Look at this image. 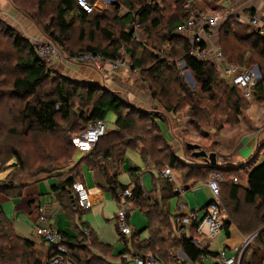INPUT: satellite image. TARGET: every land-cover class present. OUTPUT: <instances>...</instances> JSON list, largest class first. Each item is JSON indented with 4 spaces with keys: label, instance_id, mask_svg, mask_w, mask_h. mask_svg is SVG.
<instances>
[{
    "label": "trees",
    "instance_id": "obj_1",
    "mask_svg": "<svg viewBox=\"0 0 264 264\" xmlns=\"http://www.w3.org/2000/svg\"><path fill=\"white\" fill-rule=\"evenodd\" d=\"M9 1L14 7L17 6V1L19 2V0ZM33 1L35 11H38L42 18L51 14L47 21H44L40 16V20L37 18L33 19V21L36 20L38 24L42 25V30L38 28L42 35H46L52 42L63 48L66 47L64 40H68L69 31L74 30L75 21L80 24L79 34L84 33V24L92 26L93 29H89L88 34L91 35L96 30L106 40V45L104 47L98 46L97 48L87 47L84 49L85 52L99 54L107 59H117L122 56L129 58L133 68L140 69L139 71H141L143 77H146L147 90L154 104L161 106L163 110L165 109L172 114L182 111L183 115L190 117V121L195 128H200L205 122L206 125H210V117L208 115L216 107H221V103L225 104L222 107L227 111L225 114H227L228 118L232 111L238 115L241 100L221 101L220 104L218 102L215 103V101L210 103L213 97L209 96L204 100L205 102L200 98L193 104H186L184 99L182 98L181 100L180 98L182 89L186 90V86L179 77L178 71L175 70L177 69V60H181L184 68L199 81L201 92L210 93L213 85L224 82L220 70L215 65H212L207 60L196 59L189 53L188 39L183 37L182 34L184 33L177 30V26L184 23L188 18L182 6L183 0H114L111 7L116 11V14L111 13V15L95 10L86 13L78 6L76 0ZM118 9L123 10L124 13H119ZM30 21L33 22L32 20ZM133 23L138 25L139 33H143L144 40L138 41L133 37V33L126 29L128 25ZM2 24L0 21V62L12 61L7 56V50L4 49V45L9 39L11 42L8 46L15 50L17 56H15L14 61L16 62L12 69L9 70L10 68L8 67L6 71L18 73V76L10 81L8 88L0 89V100L6 98H23L26 100L21 103L19 116L16 114V118L19 119L22 125L20 135L26 136L32 132L55 135L58 132L57 119L65 123H71L76 120L79 125L81 124L82 127L80 125L78 130L74 129L71 131V134H74L81 131L88 122L94 119L104 120L106 115L111 112L115 115L114 126L116 129L107 133L106 128L105 134L85 155V159L91 165L98 166L103 170L105 166L101 164L102 159L109 155H120L122 152L123 148L121 149L119 144L114 142V139L117 141L120 139V141L124 142L122 147L130 143L128 139L123 141L122 135H125L123 132L127 134L132 127L136 126L135 122L139 121L138 118L129 115L132 108L131 105H128L125 102L126 100L122 99L117 93L96 83L71 81L62 76L51 77L50 74L52 72L49 70L48 65L35 53L34 46L29 41L24 40L15 29L4 24L2 26ZM230 25L231 19L228 16L223 21L221 33L227 37L229 36L233 41H241L235 32L230 29ZM111 28H116L117 31H113ZM252 35L254 37L253 47L256 48L260 44L262 45L260 49V57L262 58L264 57V37L255 32ZM176 44L178 47L174 46ZM1 46H3V49H1ZM247 51V48L240 42L234 45L231 44L228 49H220L225 63L239 66L254 60V57H245ZM3 71L0 63V74ZM48 77L51 79L47 90H44L41 96H37L39 89L47 81ZM5 84V81H0L1 86ZM227 86L230 90L228 92L224 91L226 97L229 96V93H237V87L228 84ZM252 93L255 99L264 100V69L259 70V79L253 86ZM175 96L180 98V100H172ZM75 105L87 111H74L73 107ZM2 107L4 105H0V110ZM122 107H128L127 117L122 113ZM204 112L205 115H201ZM159 114H147L150 119L149 124L152 125L146 129L147 133L150 132V129L154 130V135L149 140L150 143L152 141L165 142L155 122V119L161 120V115ZM218 124L217 128L221 129L224 122ZM4 127L5 125L0 123V132L5 129ZM8 131L12 135L16 133L14 129H8ZM70 138L71 136L65 142L66 147H60L62 159L67 156L66 161L69 160V154L73 146ZM140 138L145 143V137ZM5 139V137H0V165L3 164L2 166L4 167L0 171H7L5 177L0 180V264H48L49 258L53 255L52 247L49 246L46 249H42L35 246L33 242L17 236L1 208V203L4 199L18 196L22 186L17 183L24 175V172H26L24 171V163L19 152L7 146ZM102 139L105 141L103 145H99L98 143ZM150 143L147 142L148 153H145V146L142 147V154L149 157L150 155H155L156 152L153 147L148 148ZM73 147L75 148V146ZM164 149L167 151L168 165L173 167L176 158L167 144H165ZM59 156H53L46 160L45 167L36 172L46 174L53 172L52 170L59 167L57 165L60 161ZM12 162H15L16 165H12ZM157 162L160 161H155V164ZM217 169L222 171L224 168L217 167ZM26 173L30 174L29 172ZM74 181L72 178H67L62 182L61 187H71ZM244 181L245 187L240 185L239 182L227 185L228 200L232 203L228 204L230 205V213L224 223L227 224L232 221L243 234H253L264 222V160L245 173ZM109 184L113 195L116 197L118 191H122L127 187L112 181ZM128 199L132 201L134 206L136 205L143 209L147 219L152 223V227L149 229V236L145 240L134 244V255L150 251L167 262L168 258L173 254L171 248L174 246L181 248L185 257L191 262L197 260L202 254H215L208 252L205 248L196 247L191 239L184 234H181L177 239L170 238L168 216L163 214L158 208L156 200L151 201L150 197L143 195L138 183L134 184ZM74 206L80 210L75 200ZM251 210H254L253 214H251ZM226 226L225 231L228 234ZM164 231H166V235L163 236L161 233ZM135 236L136 234L132 233V243ZM84 239L80 236L76 240H70L67 243L63 242L66 249L63 255L64 261L67 259V261H73L75 264H99L98 262L101 259L89 254L88 249L82 244ZM123 241L126 243L127 240L123 239ZM254 243L257 245L250 252L249 258L245 259L244 255L246 253L243 252L240 264L263 263L264 257L258 259L257 252L260 251L264 254V229L255 234ZM91 245L98 246L103 253L110 252L109 245L96 244L93 238ZM74 251L77 254L74 255Z\"/></svg>",
    "mask_w": 264,
    "mask_h": 264
},
{
    "label": "rangeland",
    "instance_id": "obj_2",
    "mask_svg": "<svg viewBox=\"0 0 264 264\" xmlns=\"http://www.w3.org/2000/svg\"><path fill=\"white\" fill-rule=\"evenodd\" d=\"M110 2H111V0H104V3L106 5H108ZM113 2H114V0H112L111 5L113 4ZM17 3H18L17 6L14 7V5L10 2V6L12 7V10L10 12L11 14L14 12H17V14L19 13L20 16L22 15L24 18H26L29 21L30 20L33 21V19H36V18L38 20H40L39 16L42 18L40 13H38V11L37 12L35 11V4H34L33 0H19V2L17 1ZM193 3H194V5L197 6L196 7L197 9L200 8L199 10L202 9L205 12H207L209 15L213 14V15H217L219 17V23L217 24L218 29H216V28L214 29L213 36L211 37V40H210V43L214 49H217V48L219 50L223 49V48L228 49L231 44L234 45L235 43H239V42L242 43L247 48L248 51H247V54H245V57L251 56V57H254V60H252L248 64H244L243 66H239V65L235 64L234 65L236 68L235 71L238 72V71L243 70V69H248V70L250 69V70H252V72L257 77L256 78V82H257V80L259 78V70L264 69V57H262V58L260 57V55H261L260 49L262 47L261 44H260V46H257L256 48L253 47L254 37L252 34H254V32H255L258 35H261L262 37H264V32L261 33L260 32L261 30L258 31V29L257 28L255 29L254 26L249 27L247 21L244 19V16L246 14L250 13L251 10L240 11V9L228 7L227 4H225L224 2H222L220 0H217V1L216 0H194ZM184 4H185V0H183L182 6ZM226 8L230 10V12H229V18L231 19L230 29L235 32L236 36L239 37V39L242 42L241 41H233L229 36L227 37V36H225V34L221 33L223 21L226 20V17L224 18V16H225L224 11ZM106 9L107 10L103 11V13L110 14V15H111V13L116 14V11L110 5ZM183 9H184V6H183ZM121 11H123V10H121ZM49 16H51V14H49L47 17H43L42 19H44V21H47ZM261 19H262V21H264V17L261 16ZM0 21L6 26H9L11 28L13 27V25L10 26L9 23H7L8 20L4 16H2V14L0 15ZM32 23L36 28H39V29L42 28L41 27L42 25L38 24L36 22V20H34ZM3 24H2V26H3ZM133 24H136V23H133ZM263 27H262V29L264 31ZM91 28L93 29L92 26H89L88 24H84L83 25L84 33L79 34L80 29H81L80 24H78L77 21L74 22V30L69 31L68 40H64L66 47H63L64 49L62 48L63 52L60 53V55L58 53L53 52L49 61L47 62V64L50 66L48 68L52 72L50 74V76L51 77L62 76V77L68 78L71 81H76V82L90 81L88 79V77L84 76L83 74H82V76H79V74L82 71H78V69L82 65H87L92 70L91 71L92 75L95 74L97 76H100V75L107 76V78H109L108 82L106 83L108 89L113 90V92L117 93L122 99L126 100L125 102H127L128 105H131V107H132L131 111L129 112V115L139 119L138 122H135L136 126L132 127V129H130L127 134L123 132V134H125V135H122L123 141H126L128 139L130 142L129 143L130 145L128 144L129 148L138 149V147H140L141 153H142L141 149L143 150L142 147L145 146V151H146L145 153H148L147 142L150 143L149 140L152 139V137H153L152 135H154V130L150 129V132L147 133L146 129L150 128V126H152L149 124L150 119L148 118L147 114H149V113L159 114L160 113L159 115H161V118H163L164 121L166 120L168 122L169 121L172 122V120H169V119L176 117V116H173L171 112L166 111L165 109L163 110V108L161 106H159V105L156 106L154 104V102L150 96V93L147 90V84L145 82L146 77L145 78L143 77L141 71H139L140 69L136 70V71L131 70V69H129L130 66H128L126 62L115 68L113 63H117V62L111 63L108 60L95 59L97 61H87V62H80L79 60H75L76 61L75 62V61L71 60L72 56H74L75 54L77 55L80 52H83L84 49H86L87 47L97 48L98 46L104 47L106 45V40L96 30H94L91 35L88 34L89 29H91ZM111 29L113 31H117L116 28H111ZM126 29H127V27H126ZM139 34L140 33L138 30V25H137L136 37H137L138 41L144 40L143 33L141 32V34L140 35ZM40 40L47 41L50 39L47 38L46 35H43V38ZM50 41H52V40H50ZM10 42H11V40L8 39V42L6 43V45H4V49L7 50V56L10 57L12 59V61H10V62L1 61L0 62L1 67L4 70L2 72V74H0V81L6 82V84L4 86L0 85V89L8 88L10 81L13 78H15L16 76H18V73H12L13 71H9V72L6 71V70H8L7 69L8 67L10 68L9 70L12 69L14 63L16 62V61H14L15 56H17V53L15 52V50L13 48H11L10 46H8V45H10ZM30 43L33 45L31 39H30ZM174 46L178 47L177 44ZM1 49H3V46H1ZM250 51H251V53H250ZM128 61L130 62V63L128 62V64H131V60L128 59ZM57 63H59V64H57ZM230 65H233V64H230ZM51 66H53V67H51ZM57 67H58V69H57ZM70 67H73L74 71H69L71 69ZM91 67H93V69ZM176 67H177V69H175V70L178 71L179 77L183 81V84L186 86L185 87L186 90L182 89L183 90L182 96L181 97L179 96V97L181 98V100L183 98L186 104H189V103L193 104V102L195 103L200 98H202L204 101L209 96L213 97L212 100L210 101V103L212 101L213 102L215 101V103L218 102L220 104L221 101L226 102L228 100L229 101H240L241 100L240 109H239L240 111H239L238 115L235 114L234 111H232L231 115L228 118L227 114H225V113H227V111H225V109L222 107V106H225V104L221 103L220 104L221 107L220 106L218 108L216 107L215 109H213V112L208 115L210 117L209 118L210 125L209 124L206 125V122H205L200 128H195L193 126V124L191 123V121L189 123L186 122L187 119L184 116H182L180 124L177 122V124L175 125L178 127V128H176V131L174 128H171V131L173 133H175L174 136H176V138H177V141H173L172 143L174 144L173 146L176 147V149L178 151L181 150V153L183 152V157L186 158V160H191L192 154H191V151H188L186 149L185 143L198 144L202 147V149L206 153L212 152L211 150L214 149V147L216 145L218 147L217 149H215V150H217L216 152L225 153V149H227L229 147H233L235 145V144H233V142L239 140L244 133H249L250 136H252L253 134L258 135L259 133H264V100L255 99L254 95L250 96L248 94L250 91L252 92L253 86L249 87V89H248L249 92L238 89L236 94L229 93V96L226 97V95H224V91L228 92L230 89L227 86V84L232 85V83L229 84V82L225 78L222 77L223 81H224L223 83L213 85L212 91H210V93H205V92L200 91L199 81L196 80L184 68L181 60L176 61ZM116 75H122L124 78H121V79L117 78L116 79L115 78ZM112 77H114V78H112ZM50 79H51L50 77L47 78V81L44 82V84L39 89L37 96H41V93L44 90H47L48 83H49ZM120 83L121 84L123 83L126 87L122 86ZM113 85H117L118 87L113 86ZM101 87H103V86H101ZM246 95L249 96L250 99H248ZM180 98H177L175 96L172 100H180ZM24 101H26V100L23 98L22 99L6 98L4 100H0V105H4V107H2V109L0 110V123L5 125V127H4L5 129L1 130V132H0V137H5L6 138L5 144L7 146H9L11 149L17 150L19 152L21 159L24 163V171L30 173V174H28V173L24 172V175L19 180L23 181V183H26V182L32 181V179L43 177L46 173H42V172L38 173L36 171H39L40 169H43V167H45L46 160H48L49 158H51L53 156H59V155H60L59 156L60 161L57 163V165H59V167H57L56 169H54L52 171L62 170V172H64V174L66 175L69 172L68 171L69 165H70L69 160L73 157V154L76 151L72 147V151H70V154H69L70 155L69 160L66 161L67 156L63 155V156H65V158L62 159V154H60V147H66L65 142L68 139V137L72 135L71 131H73L74 129L78 130V128L80 127L81 124L79 125L76 120L75 121L73 120V122H71V123H65V122H62L61 120L57 119V122H58L57 130H58V132L55 135L48 134V133H34V132H32L26 136H22V135H20L22 125L19 122V119L16 118V114L19 116L20 106H21V103ZM73 110L74 111L78 110L79 112L80 111H82V112L87 111L86 109L77 107V105H75V107H73ZM128 110H129L128 107H122L121 111L123 114H125V117H127L126 112ZM231 110H232V108H231ZM180 114L183 115L182 111H180V113H177V115H180ZM74 115L76 116V114H74ZM201 115H205V112L202 113ZM177 117L179 118V116H177ZM114 118H115V115L113 113H109L104 118V121L108 125H111L112 121H114ZM73 119H74V116H73ZM160 121H162V120H160ZM220 122H224V124L222 125V128H224V129H222V128L218 129L217 128L219 126L218 123H220ZM170 126H172V125L170 124ZM71 127H73V128H71ZM81 127H82V125H81ZM8 129H14L16 131V133L12 135V134H10V131H8ZM107 129L111 130V128H109V127ZM219 132H222V134L219 135L220 139L222 140L223 137H225L226 141L222 142L219 139V136H218ZM140 137H145V140H144L145 143L142 142L143 140ZM218 139H219L220 143L215 144L214 141H216ZM164 140H166V141L165 142L164 141L163 142L152 141L148 146V148L153 147L154 149H156L155 155H150V157L148 156V158H149V160H151V162L153 164L155 163V161H158V160L160 161V162L156 163L158 169H162L163 167H165L168 164L167 151L164 149L165 144L170 145L169 147H171V145H172V143H170L171 139L168 140V137H166ZM104 141L105 140L102 139L98 144L103 145ZM114 142L118 143L119 147L121 149L123 148L122 143H124V142L120 141V139H119V141L114 139ZM239 142L243 143L242 140H239ZM128 145H126V146H128ZM240 152H242L245 156L246 153L247 154L249 153V150H247V148H243L242 150H240ZM248 156L249 155H247V157ZM124 157H126V159L130 160L131 163L134 165L140 166V163H142L140 158L138 157V155L135 154L131 150H126V152L124 153ZM220 157H222V156H220V155L216 156V154H215V160H218V158H220ZM229 157H231V156H229ZM222 158H225V157H222ZM263 159H264V149H261V151L258 153V156L255 160L256 161L255 164H253V167L256 166ZM204 160L206 162H208L207 158H205ZM231 162H232V160H231ZM12 163H14L13 165H16L15 162H12ZM2 165H0V170L4 169V167ZM238 166H241V165H237V167ZM231 167L235 171L239 170V169H236L237 168L236 166H225L223 168H224V170L225 169L230 170L229 168H231ZM241 167L243 168V166H241ZM5 171H0V180L5 176ZM185 172H186V170L183 169V173H185ZM206 174H207V172H206ZM161 175L163 176L162 172H161ZM213 177H215V176H213ZM228 177H225V178L216 177L215 178V180L218 183V191L221 194V202H220V207H221L220 218H221V220H222V218L225 219V218L229 217V213H230L229 206L230 205H228V204L232 203L228 200V187H227V185H229L231 182L237 183L238 181L244 183V174H238L236 178L235 177L228 178ZM234 178L236 179L235 180L236 182L234 181ZM201 182L202 181H199L198 183H201ZM226 183H229V184H226ZM47 189H49V186H47ZM200 195H203L206 198V199L202 198V201L200 202V206L203 204V202L205 200H209L211 198L210 194L208 193L207 190H205V188H202L200 190ZM187 198L193 200V197H191L190 194L187 195ZM176 200H177V197H172V198L168 199L167 200V207L172 210ZM11 211H12V208H11ZM133 211H136V215L141 219V221L144 219L143 215L137 209H135ZM200 212L202 213L203 211L200 210ZM250 212H251V214H253L254 210H251ZM21 213L23 215L19 216L20 219H18V221H17V224H18L17 226L21 227L22 230H20L19 227H18V229H16V227H14V228H15L17 233L20 232V233L24 234L23 236H25V237H32V235H30V224L28 222V219H27L26 215H24V212H20V214ZM248 213H249V211H248ZM6 217L8 218L9 222H10V220L13 221L11 214L9 216H6ZM176 217H178V215ZM76 218H77V216H75V219ZM82 220L85 223L86 222L87 223L88 222L97 223V222H95V216H94L93 210H91L88 213H85L82 216ZM174 222H175V219H174ZM14 226H16V223ZM263 226H264V222H263V225H261V227H259L258 229L262 228ZM139 228H140V225L138 226V229ZM194 233L197 234L196 231H194ZM161 234L163 236L166 235V231H164ZM186 235H189V234H186ZM128 236H130V235H128ZM194 236H193V238L197 237V236H195V237ZM147 237H148V235L146 236V238ZM170 238H171V236H170ZM224 239H225V236H224V232L222 229L221 234L216 236L210 242L209 249L217 250L218 248L223 247L224 245H222V244H223ZM114 240H115V238L108 239V241H112V242ZM135 241L140 242V241H142V238H139L138 240H135ZM122 243L123 242L119 243L120 247H122V245H123ZM82 244L85 247L91 246L90 241L84 240L82 242ZM126 244L129 248L131 247L130 252L135 253L134 243H132V242L130 243V241H129ZM167 244H168V242H167ZM256 245L257 244L254 243V237H250V234H249L247 236V238L245 239L244 243H242L238 248L242 250V255H243V252H245V253L248 252L247 257H249V253L252 251L253 248H255ZM178 249L179 248L177 246H174L171 248V250L173 252L178 250ZM146 252L155 256L150 251H146ZM263 255L264 254H262V252H260V251L257 252V258L258 259H260V258L262 259V257H264ZM155 257H157V256H155ZM174 259L180 260L182 262V264H187L188 262H190L184 256L169 257L167 261L171 262ZM106 260L107 259L103 258V259L99 260L98 263L99 264H108ZM158 263H159V261H158ZM261 264H264V259H263V263H261Z\"/></svg>",
    "mask_w": 264,
    "mask_h": 264
},
{
    "label": "crops",
    "instance_id": "obj_3",
    "mask_svg": "<svg viewBox=\"0 0 264 264\" xmlns=\"http://www.w3.org/2000/svg\"><path fill=\"white\" fill-rule=\"evenodd\" d=\"M220 1L227 4L228 7L240 9V11L257 10L260 13V15L264 17V3L261 0H220ZM111 3L112 1L108 5H106L101 0H95L93 10L97 12H103L107 10L106 8H108L109 5L112 6ZM195 7L197 6L195 5ZM11 10L12 7L10 6V2L8 0H0V15L2 14V16H4L8 20L7 23H9L10 26L13 25L12 28H14L15 31L19 35H21L24 40L30 42V39H32L33 37L36 39L43 38V35L38 31V28H36L31 21L27 20L22 15L20 16V14L19 13L17 14V12L12 13L13 14L12 15L10 13ZM119 13H124V12L119 10ZM249 27L251 26L249 25ZM183 37L185 36L183 35ZM48 67L50 66L48 65ZM70 68L71 69L69 71H74L73 67ZM91 68L93 69V67ZM78 71H82L79 74V76H82L83 74L84 76L88 77L90 81L85 80L86 82L96 83L97 85L103 87L105 86L106 89H108L106 83L108 82L109 78H107V76L105 75L97 76L95 74L92 75L91 74L92 70L87 65L80 66ZM115 78L121 79L124 77L122 75H116ZM121 85L126 87L123 83ZM113 86H117V85H113ZM172 115L176 117L179 116L180 119L178 117L177 118L173 117L169 119L172 120V122L171 121L168 122L166 120L164 121L163 118H161L162 121H160V119H155V122L158 125L159 130L162 133L164 139L168 137V140L171 139L170 143H172L173 141H177L176 136H174L175 133L171 131V128H174L176 131V128L178 127L175 125L177 124V122L180 124L182 116H184L187 119L186 122L188 123L190 122L189 116H185L181 114L177 115V113ZM170 124L172 126H170ZM106 127L111 128V130L107 129V133L113 132L116 129V127L114 126V121H112L111 125H108L106 123ZM220 134H222V132H219L218 136ZM219 139L214 141V143L215 144L220 143ZM239 140H242L243 143L242 142L240 143ZM239 140L233 142V144H235L233 147H229L225 149V153L216 152L217 150L215 149H217L218 147L215 145L214 149H212L211 151L212 152L214 151L213 153L216 154V156L220 155L222 157L228 158V160H226L225 165H219L215 162V168L209 167L208 165L209 163H207L203 157H194L193 155H191L192 159L186 160V158L183 157V152L181 153V150L178 151L176 147L173 146L174 144L172 143L169 149L176 158V161L173 167L169 166L168 164L165 166V167H170L171 179L165 178L161 175L160 171L165 167H163L162 169H158L157 165L155 163L153 164L151 160H149L148 156H145L140 152V147H138V149L136 148L131 149L129 148V146H125L123 147L120 155L107 156L110 157V160L106 161L105 165H102L105 167L103 170H101L100 167L91 165L87 161V159H85V155H87L89 152L79 151L71 145L76 152L73 154V157L69 160L70 162L68 169L69 172L66 175L64 174V172H62V170H59L45 174L41 178L32 179V181L26 183H23V181L18 180L17 184L22 186V190L18 193V196H11L4 199L3 202L1 203V208L6 216H9L11 214L13 221L10 220V223L15 234L21 238H25L33 242L37 247H40L42 249H46L49 247V244L46 241H44V239L36 231H34L35 222H34V218H32V212L37 208H43L46 213L45 214L46 223L56 232H60L62 238L64 239L63 242L67 243V241L69 242L70 240H76L81 236L85 238L84 239L85 241H90V245H91V241L93 238L96 244L102 246L109 245L110 252L103 253L98 246L91 245L90 247H86V248L88 249L89 254H91L92 256H95L99 259H103V258L107 259L106 261L108 264H133L130 257L124 258L122 256L124 253H128L130 256H134V253L130 252L131 247L129 248L126 243H128L129 241L130 243L132 242L131 241L132 233L136 234L133 241L134 244L139 242V241H135L138 240L139 238H142V241L145 240L146 236L147 235L149 236V229L150 227H152V223L149 219H147L143 209H140V207H137L136 205L134 206L133 203L128 199L129 204L131 205V209L128 212L127 223L130 229L132 230V232L130 236L119 233L115 223L116 215L118 211V202H117V197L114 196L111 191L110 188L111 186L109 182L112 181L119 185H123V186L126 185L127 187H131V189L134 187L135 183H138L143 191V195H145V197H150L151 201L156 200L158 208L162 211L163 214L168 216V220L170 223L171 238L177 239L180 237L181 234H184L186 237H189L192 242H193L192 239H194L197 242L198 245L193 243L195 244L196 247L200 249L205 248L208 252L215 253L214 255L202 254L198 257L197 260H195L192 263L221 264L219 262L216 263L215 260L216 253L218 251L223 250L225 251L226 256L229 257L233 256L234 249L239 247L242 243H244L245 239L249 234H243L241 231H239L235 223L232 221H229V223L227 224L224 223V221L227 218L225 219L222 218L219 232L211 238H203L199 234L194 233L193 224L188 226H182L181 224L176 225V223L174 222V218L177 215L186 216L187 213L190 211H198L199 216L203 215L204 213L203 209L207 207L210 200L212 199L211 192L209 190V187L207 186L208 180L211 177L216 175L219 176L220 178H225V176L226 177L229 176L228 178L230 177L236 178L238 174L245 175L247 171L253 168V164H255L256 162L255 160L258 156V153L261 151V149H264V133H259L258 135L253 134L252 136H250L249 133H244ZM221 141L222 142L226 141L225 137H223ZM200 148L202 149L201 146ZM243 148H247V150H249V153L248 154L246 153L245 156L242 152H240V150H242ZM126 150H131L138 155V157L142 162L140 163V166L132 164L130 160L124 157V153L126 152ZM188 151H191L192 154V150H188ZM247 155H249L250 157L248 156L249 157L248 158ZM237 165H241L243 166V168L241 166L237 167ZM225 166H236L237 167L236 169L239 170L235 171L232 169V167L229 168L230 170L222 169L221 171V169H217V167L220 168ZM183 169L186 170L185 173H183ZM6 173L7 171H5V175ZM67 178H72V180H79L80 182L83 183V185L88 191L89 199L91 201V207L89 209L78 210L75 208L71 187L70 186L61 187L62 182ZM199 181L202 182L198 183ZM237 183L231 182L230 184H237ZM239 184L245 187V181L244 183L239 182ZM47 186H49V189H47ZM175 187L179 188V192L175 191ZM202 188H205V190L208 191L211 198L209 200H205L203 204L200 206V202L202 201V198H205L203 195H200V190ZM188 194H190L191 197H193V200L187 198ZM172 197H177V200L174 204L173 209L171 210L167 207V200ZM219 201L221 202L220 192H219ZM135 209H137L143 215L144 219L142 221L136 215V211H133ZM91 210H93L94 212L95 222L97 223L83 222L82 216L85 213L90 212ZM200 210H202L203 212L201 213ZM20 212H24V215H26L28 219V222L30 224V235H32V237H25L23 236L24 234L19 232L21 234L20 235L19 233L16 232L14 228L16 227V229H18L19 227L17 226L18 225L17 221L18 219H20L19 216L23 215L22 213L20 214ZM75 216H77L76 219ZM15 223L16 226H14ZM139 225L140 228L138 229ZM225 226L227 227L226 230L228 234H226ZM19 229L22 230L21 227H19ZM222 229L225 236V239L222 244L224 246L218 248L217 250L209 249L210 242L216 236L221 234ZM262 229H264V226L258 229L256 232H254L252 234L253 236L250 234V237H254V235L257 234ZM83 230L86 231L85 234L83 233ZM194 235L197 237L193 238ZM112 238H115L113 242L108 241V239H112ZM123 239L127 240L126 243H124ZM120 242H123L122 247H120L119 244ZM65 243L63 244L64 247H65ZM75 254H77L76 251H74V255ZM173 254L171 257L173 256L185 257L181 248L174 251ZM247 256H248V252H246L244 258L248 259L249 257ZM156 258L159 261L158 264L169 263V261L165 262L160 257L158 258V256ZM64 264H75V263L73 261H69V260L67 261L66 259L64 261ZM238 264L240 263L238 262Z\"/></svg>",
    "mask_w": 264,
    "mask_h": 264
},
{
    "label": "built area",
    "instance_id": "obj_4",
    "mask_svg": "<svg viewBox=\"0 0 264 264\" xmlns=\"http://www.w3.org/2000/svg\"><path fill=\"white\" fill-rule=\"evenodd\" d=\"M95 0H76L79 7L82 8L86 13H90L94 8ZM104 2V0H101ZM112 1V0H111ZM194 0H185L184 9L187 13V20L177 26V30L185 34V38L188 39L190 46L189 53L196 59L207 60L212 65H215L229 84L232 83L235 87L240 90L249 92L248 89L251 86H254L256 83V76L252 70L243 69L236 72L234 65L226 64L222 57L220 50L214 49L210 43L211 37L213 36L214 29L219 23V17L217 15H209L207 12L200 11L196 9ZM264 3V0H261ZM229 9H225V17L229 16ZM244 19L247 21L248 25L251 27L254 26L261 33L264 32L262 27L264 26V21L261 19V15L257 10L250 11V13L244 16ZM136 28L137 24H131L128 26L127 30L133 33V37H136ZM264 28V27H263ZM180 33V34H181ZM182 34V35H184ZM138 40V39H137ZM203 44V45H202ZM202 45V46H201ZM34 50L35 53L43 60L46 64L49 61L53 52L62 53V47L50 40H40L35 39L34 41ZM95 59L108 60L113 63L114 67H118L123 63H127L130 66L129 69L135 70L133 68L132 62L128 64V59L125 56H122L117 59H107L102 57L99 54H92L90 52H80L77 55L72 56L71 60H79L80 62L87 61H97ZM76 62V61H75ZM130 63V62H129ZM48 65V64H47ZM227 77V78H226ZM259 79V78H258ZM250 96H253V93L250 91L248 93ZM247 96V95H246ZM250 99L249 96H247ZM252 98V97H251ZM106 132V122L102 119H94L86 124L81 131L71 135L70 141L73 146H75L79 151L89 152V150L96 144V142L105 134ZM110 157H105L101 160V164L105 165L106 161H109ZM228 158H218L215 162L219 165H225ZM209 163V161L207 162ZM163 177L171 179L170 168L165 167L161 170ZM215 177H211L208 180V187L212 195V199L204 210L202 216H199L198 211L188 212L186 216H178L175 219L176 225L181 224L182 226L194 225V231L197 232L203 238H211L216 235L221 227V207L219 201V191L218 183L215 180ZM220 178V177H219ZM236 179L234 178V181ZM236 182V181H235ZM72 194L73 199L76 202V205L80 209H88L91 206V201L89 199V194L85 186L79 180H75L72 183ZM175 191L179 192V188L175 187ZM117 202H118V211L116 215V228L119 233L123 235H130L132 230L130 229L127 223L128 212L131 209L128 198L131 194V187H126L122 191L117 193ZM43 208H37L32 212V218H34L35 226L34 231H36L43 239L46 241L49 246L52 247L53 255L49 258V264H64L63 254L66 252L65 247L62 242L64 239L61 234L53 230L46 223V215ZM86 233L85 230H83ZM193 240V243L197 242ZM198 245V244H197ZM233 256H226L225 251H218L215 255L216 263L221 264H238L242 250L238 247L234 249ZM124 258H131L133 264H157V258L149 253L137 254L130 256L128 253L122 255ZM167 264H182L178 259ZM187 264H197L188 262Z\"/></svg>",
    "mask_w": 264,
    "mask_h": 264
},
{
    "label": "water",
    "instance_id": "obj_5",
    "mask_svg": "<svg viewBox=\"0 0 264 264\" xmlns=\"http://www.w3.org/2000/svg\"><path fill=\"white\" fill-rule=\"evenodd\" d=\"M185 147L187 150H192V155L194 157H203L204 159L207 158V160L209 161V167L215 168V154L213 152L206 153L203 149L200 148V145L198 144L186 143Z\"/></svg>",
    "mask_w": 264,
    "mask_h": 264
},
{
    "label": "bare ground",
    "instance_id": "obj_6",
    "mask_svg": "<svg viewBox=\"0 0 264 264\" xmlns=\"http://www.w3.org/2000/svg\"><path fill=\"white\" fill-rule=\"evenodd\" d=\"M80 8H81V7H80ZM81 9H82V8H81ZM196 9H197V8H196ZM198 10H199V9H198ZM200 11H204V10H200ZM204 12H205V11H204ZM215 28L218 29V26L216 25ZM216 32H217V31H216ZM35 39H36V38H34V37L31 39L33 45H34V41H35ZM42 61H43V60H42ZM43 62H44V61H43ZM224 62H225V61H224ZM44 63H45V62H44ZM209 63H210V62H209ZM45 64H46V63H45ZM226 64H229V63H226ZM134 69H135V71L138 70L137 68H134ZM106 128H107V127H106ZM94 146H95V145H94ZM94 146H93V147H94ZM93 147H92V148H93ZM75 148H76V147H75ZM92 148H91V149H92ZM76 149H77V148H76ZM91 149H90V150H91ZM77 150H78V149H77ZM168 168H169V167H168ZM71 186H72V185H71ZM131 202H132V201H131ZM90 207H91V206H90ZM90 207H89V208H90ZM89 208H88V209H89ZM58 233H60V232H58ZM240 260H241V259H240ZM239 262H240V261H239Z\"/></svg>",
    "mask_w": 264,
    "mask_h": 264
}]
</instances>
